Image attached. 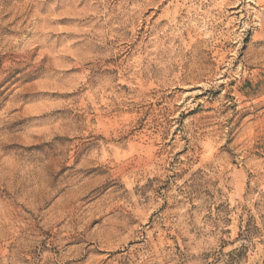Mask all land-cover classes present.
I'll return each instance as SVG.
<instances>
[{
	"label": "rangeland",
	"instance_id": "obj_1",
	"mask_svg": "<svg viewBox=\"0 0 264 264\" xmlns=\"http://www.w3.org/2000/svg\"><path fill=\"white\" fill-rule=\"evenodd\" d=\"M213 2L235 38L215 46L179 27L184 0H0V264H141L161 234L179 251L161 226L168 180L148 173L189 151L190 124L201 158L227 150L249 182L262 174L259 8L210 0L201 15ZM250 222L224 221L226 264L252 261Z\"/></svg>",
	"mask_w": 264,
	"mask_h": 264
},
{
	"label": "clouds",
	"instance_id": "obj_2",
	"mask_svg": "<svg viewBox=\"0 0 264 264\" xmlns=\"http://www.w3.org/2000/svg\"><path fill=\"white\" fill-rule=\"evenodd\" d=\"M210 0H184L185 6L189 9L185 22L179 27L186 31H195L194 34L203 33V40L215 46L225 39L234 40L231 34L225 36L223 32H217L214 23L219 24L218 18H207L211 8H218L220 5L212 3L208 12L201 15L200 8L209 5ZM259 11H253L254 19L250 20L247 27L258 25L260 31L255 39L264 40V0H252ZM196 23H193V21ZM214 21V23H213ZM203 24L202 27H198ZM211 28V31H209ZM243 35V30L241 32ZM208 44L201 45L207 47ZM171 47V46H170ZM189 45L173 48V54L183 56L189 51ZM196 50H193V55ZM251 62V61H249ZM151 103V101H148ZM163 109H161L162 113ZM162 122V121H161ZM188 138L191 140V148L183 157L178 158L175 165L169 170L173 152L169 151L160 160L156 161L155 168L148 174L159 177L157 188L168 180V187L162 192L163 199L160 204H167L168 208L174 209L162 213L163 225L166 231L176 239L183 241L180 250L171 240H166L161 234L163 243H157L148 251L142 254L141 264H226L221 253L222 243L232 241V236H223L226 219L233 221L234 230L240 218L251 221L248 224L250 237L249 247L255 246V252L251 253L252 261H245L244 264H264V166L260 168L261 175L247 180L245 172L232 168L228 162L227 150L217 157L206 160L200 157L199 151L193 152L200 143V133L195 125H189ZM223 143V141H220ZM177 147H180L177 142ZM243 159V158H241ZM255 171V169H252ZM239 178V185L236 178ZM223 205L221 211L217 209ZM230 213V216H229ZM160 233V226L154 229ZM248 232L245 235H248ZM148 241L152 240V233L148 234ZM232 247H239L238 244ZM224 248L223 252L230 251Z\"/></svg>",
	"mask_w": 264,
	"mask_h": 264
}]
</instances>
